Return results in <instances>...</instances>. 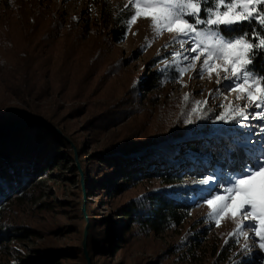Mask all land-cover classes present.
<instances>
[{
	"label": "rangeland",
	"instance_id": "rangeland-1",
	"mask_svg": "<svg viewBox=\"0 0 264 264\" xmlns=\"http://www.w3.org/2000/svg\"><path fill=\"white\" fill-rule=\"evenodd\" d=\"M127 3L128 0H0V69L5 63L18 69L25 62L16 57L23 55L42 87L39 103L44 109L37 108L36 113L46 116L60 129L65 127V138L73 146L74 142L79 144L74 154L81 153L82 158L106 145L129 150L158 143L163 138L175 142L180 139L178 148L185 150L184 155H189L185 143L203 145L209 164L206 168L200 166L198 174L191 170L183 182L188 190L193 189L190 196L193 206L178 226L159 235L145 234L136 228L128 233L121 230L124 241L114 250L106 244V250L102 251L105 243H100L111 232L109 226L120 220L112 209L147 191L159 190L162 187L159 179L140 181L109 197L105 192H87L84 164L79 166V176L65 169V177L44 176L41 183L34 180L18 199L6 202L2 227H24L36 232L23 239L2 242L0 264H25L18 257L32 254L42 244L64 249L66 252L56 256L67 257L60 260L62 264H81L84 254L80 248L86 225L89 264H236L237 259L245 257V264H264V253L252 240L247 241L249 249H242L246 243L242 235L229 237L236 221L221 218L217 226L214 219H205L210 211L207 204L193 203L204 186L192 183L193 177L206 176L212 167L225 173L230 171L228 163L217 166L214 162L219 159L221 162L228 155L231 159H242L243 153L236 147L245 134L242 126L256 125L254 130L258 132L259 121L251 116L240 124L215 119L224 112L220 105L227 106L229 101L241 106L248 103L247 99L237 100L235 90L214 91L219 88L215 73L211 79L207 72L193 78L194 70L189 67L182 77L177 72L175 81L162 76L158 69H164L172 61L169 53L178 51L179 45L164 47L173 34L164 31L153 38L150 20L144 18L125 27L121 35L116 17ZM146 37L150 46L142 47L148 42ZM200 63L196 62L197 70ZM157 76L161 77L159 82ZM186 93L187 104L183 100ZM206 99L208 104L201 106L198 119L197 113L191 112L193 101ZM0 100L4 104L18 103L1 86ZM75 108L79 112H72ZM248 111L251 113L253 109ZM189 119L192 123H187ZM44 125L51 128L49 123ZM51 129L61 134L58 127ZM46 137L44 133V141ZM97 163L89 170H100V162ZM44 202L50 208L41 205ZM93 241L97 250L92 253L89 246Z\"/></svg>",
	"mask_w": 264,
	"mask_h": 264
},
{
	"label": "trees",
	"instance_id": "trees-1",
	"mask_svg": "<svg viewBox=\"0 0 264 264\" xmlns=\"http://www.w3.org/2000/svg\"><path fill=\"white\" fill-rule=\"evenodd\" d=\"M116 23L121 28L119 33L123 35L125 26L118 20ZM16 58L25 63L18 69L5 63V67L0 69L1 88L18 102L10 105L0 100V246L10 238L23 239L36 232L24 227H2L1 216L6 202L18 199L34 180L41 183L44 176L65 177L66 175H63L65 169L79 176L77 174L78 172L80 174V167L83 164L84 171L87 172L86 183L89 185L87 192H105L110 197L118 190L125 191L140 181L154 178H158L162 186L159 190L147 191L141 197L132 198L112 209L120 220L113 227L109 226L111 232L103 237L100 243H105L101 246L102 251L106 250V244H110L111 250H114L118 243L124 241L121 230L128 233L132 228H136L145 234L159 235L185 220L193 206L190 196L194 192L191 188L188 190V186L183 182L191 170H196L198 174L200 166L206 168L209 164L203 145L185 143L189 155H184L185 150L178 148L177 141L180 139L175 142L172 139L166 140L162 136V141L158 143L154 141L155 143L140 145L144 147L127 150L128 148L123 146L106 145L87 154L85 158L78 153L76 155H79V158L76 161L74 149L79 150L77 147L79 144L74 142L73 146V143H69L65 138V127L60 129L58 124L36 113L38 112L36 109L41 107L39 92L42 87L39 80L34 79L35 73L31 72L28 61L22 59L23 55ZM262 69H264V58L256 61L255 70ZM156 80L159 82L161 77L157 76ZM73 111L79 112L77 108L72 109ZM47 123L51 128L58 127L61 134L44 125ZM44 133L47 134L46 141L43 140ZM229 158L230 155L214 164L224 166L222 162L227 164ZM97 162H100L98 165L100 170L95 172L94 169L89 170L92 169V164L95 165ZM77 163L80 167H77ZM41 205L50 208L49 203L44 202ZM89 247L93 253L97 250L95 248L97 243L93 241L92 246L90 244ZM80 250L81 254H84L82 243ZM33 251L32 254L26 255L27 257H18V260L25 264H62L60 260L67 259L64 256L56 258L57 255L66 252L58 246L50 247L42 244ZM67 251L72 250L67 249ZM80 260L81 264H86L85 255H81Z\"/></svg>",
	"mask_w": 264,
	"mask_h": 264
},
{
	"label": "snow or ice",
	"instance_id": "snow-or-ice-1",
	"mask_svg": "<svg viewBox=\"0 0 264 264\" xmlns=\"http://www.w3.org/2000/svg\"><path fill=\"white\" fill-rule=\"evenodd\" d=\"M123 8L116 19L125 27L144 18L150 20L153 38L164 31L173 34L164 47L178 44L179 50L169 53L172 61L164 69H158L162 76L175 81L176 73L182 77L189 67L194 70L193 78L207 72L211 79L215 73L219 88L214 91L235 90L237 100L247 99L248 103L243 106L233 105L231 101L227 106H218L224 107V112L215 119L240 124L251 116L259 121L260 130H254L256 125L242 126L245 134L236 147L243 158H229L230 171L225 173L213 168L206 176L192 178L193 184L204 186L193 203L196 206L206 203L210 211L205 219H214L217 226L221 218L236 221L229 237L242 235L246 241L242 249H249L247 241L252 240L264 253V69L255 70L256 61L264 58V0H128ZM148 46L150 41L142 47ZM184 61L188 63L183 64ZM197 61H201L198 70ZM212 95L210 91L209 96ZM183 100L186 104L189 102L187 93ZM193 103L191 112L197 113L199 119L201 106L208 104V100ZM248 109L253 111L249 113ZM246 260L247 257L237 259L236 264H245Z\"/></svg>",
	"mask_w": 264,
	"mask_h": 264
},
{
	"label": "water",
	"instance_id": "water-1",
	"mask_svg": "<svg viewBox=\"0 0 264 264\" xmlns=\"http://www.w3.org/2000/svg\"><path fill=\"white\" fill-rule=\"evenodd\" d=\"M75 159H76V156H75ZM77 167H79L78 163H77ZM82 210L84 211V208ZM86 228H87V225H86ZM86 228L84 230V237H83V240H82V248H83V252H84L85 258L87 260V264H89V258H88V254H87V251H86V235H87Z\"/></svg>",
	"mask_w": 264,
	"mask_h": 264
}]
</instances>
